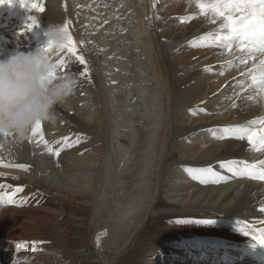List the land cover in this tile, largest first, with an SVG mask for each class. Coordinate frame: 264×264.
Segmentation results:
<instances>
[{
	"label": "bare ground",
	"instance_id": "obj_1",
	"mask_svg": "<svg viewBox=\"0 0 264 264\" xmlns=\"http://www.w3.org/2000/svg\"><path fill=\"white\" fill-rule=\"evenodd\" d=\"M107 2V0H102ZM129 4L133 5L135 0H128ZM50 8L49 15H53L55 8H57V4H60V9L62 10V5H67L71 7L70 0H45V4ZM126 2V0H123ZM67 10V9H66ZM124 10H121L123 13ZM61 11L59 10L57 16H60ZM100 14V12H99ZM94 22H97L98 19H92ZM145 28V27H144ZM107 33L113 32L115 29L108 31L105 29ZM145 29H143L144 31ZM149 31L147 28L144 33H141L137 36L139 40V49L141 53H144L146 56V60L141 63V67L147 71L145 75L147 84L152 87L161 85L160 78V67L156 64L151 56V44H149L146 39V34ZM107 35V34H106ZM120 33L116 35L119 36ZM126 36H129L126 34ZM190 37V35H186L185 31L178 32L174 35V39H186ZM98 36L93 39H97ZM114 38V35H109L106 38V43L104 45L105 48L111 47V40ZM121 48V47H120ZM108 53H111L110 51ZM188 52H181L177 56H181ZM197 52H189L187 57H192ZM99 58L101 56L99 55ZM174 62V60H173ZM102 74V71H100ZM235 74V69L232 70V73H225L224 81H226L229 76ZM95 86V85H94ZM111 89H114L111 87ZM109 88V86L103 82L98 81L96 83V88L90 90L89 93L92 94V97L96 100V104L98 106V117L97 121L102 129V133L96 134L97 138L100 136L103 138V141L98 143L100 147V157L94 161L97 162L98 168L97 172L94 176L90 177V186L88 189H85L82 186V181L80 179H76L74 177V168L73 165L81 164L85 162L86 157L79 156L76 150H73V154L65 159V164L60 167H55L52 164H47L44 168H41L39 171L34 166H31L32 170L29 175L31 179L29 182H33L35 188H42L46 190V193L55 196L57 200L56 204L54 201H50L46 206H40L35 208H30L25 210L24 212H20L15 216L7 215L5 211L0 209V235L4 237H8L7 239H16L17 243L29 237H37L44 232L46 229H50L52 227H59L60 224L55 218L54 214L50 212L51 207L61 206L63 208H68L71 206L68 203L69 199H73V201H83L86 199L91 200L92 195L94 194L96 198L103 200L105 198V191L103 190V194L101 192L103 186L113 183L116 186V189L113 193H117L116 196L112 198L115 201L113 208H110V219L111 222L105 223L107 225L108 235L113 230V228L121 229V222H128L132 220L135 213L137 216H140L142 210L138 208L137 200L143 201L145 203L151 198V193L154 194L156 190H158L159 183H155L156 177V168L159 167L162 161V154L164 148L167 144L170 145L172 150L175 149H183L187 151H194L198 158H206V159H214L216 156V149L218 151L217 156L222 153L227 154L226 149L230 151H237V146L239 142L233 140L221 141L220 144L217 145V148L213 149H197L190 148V146H186L182 142H178L180 132H186L190 127V124H186L184 128H180L175 126L177 121L175 120V116L173 115V111L171 108L164 109L161 107V114L167 116L164 118V115H158L157 120L155 118L157 116L158 111L154 109V118L151 121H147L144 119L142 109H141V95H138V98L135 102H129V96H137L135 92V88L129 86L125 91L124 98L121 99V89H117L115 93ZM159 90H155L152 102L155 103L158 99V95L162 97V93H158ZM209 92V91H207ZM132 95H129V94ZM85 100V98H84ZM73 103V104H72ZM158 103V102H156ZM63 106L68 108H72L77 111V106L75 101L72 102L70 99H66ZM264 106V102L262 103ZM261 105H254L253 111H255L254 115L258 113H263L264 109ZM251 113V111H250ZM250 114L247 116V118ZM74 122L73 124L79 126L76 130L85 131L87 127L82 121L78 120L75 117H70ZM209 117L201 118L195 125L194 128H199L202 126L203 121H206ZM69 120V119H67ZM155 121V122H154ZM155 123L156 127L154 128L152 125ZM134 124V126H133ZM139 132V140H142L141 144L138 140L133 143V138L131 136V132L134 130ZM156 129L155 135L154 131ZM180 131V132H179ZM0 139L5 140L2 134H0ZM153 150V154L145 153V149ZM14 150L19 153L16 146H14ZM133 152V155L137 157L129 156L127 153ZM151 155H154L151 157ZM182 155V154H181ZM150 158L148 163V169L151 170L149 173L146 172V169L143 171H136L132 168L137 159V163L141 166L142 158ZM121 162H124L123 166H126L130 172L127 175H121ZM179 161L176 163L178 165ZM30 165L29 162H27ZM99 166L101 168L99 169ZM125 170V169H124ZM147 175V177H146ZM175 180V179H174ZM116 181V182H115ZM119 185V189L117 186ZM34 188V189H35ZM256 188V185L249 184L246 192L240 197L236 207L232 210L231 205L236 202V198H231V193H226L221 188H206L199 189L191 195H187V199L190 202H193L197 205H204L215 207L217 205H221L228 209L229 211L235 213L239 210V208L247 203L249 206L250 198L255 200L252 195V191ZM29 190V188L27 189ZM83 190V191H81ZM147 191H149L147 193ZM151 192V193H150ZM84 197H83V196ZM82 196V197H81ZM101 197V198H100ZM94 203H95V199ZM142 206V205H141ZM209 214H214L217 212H207ZM133 215V216H132ZM132 216V217H131ZM214 216H212L213 218ZM139 224L136 226L138 228ZM191 229L190 227H188ZM99 229V227H98ZM197 232L205 233V231L197 230ZM186 233V232H185ZM106 235L100 233L97 236L96 242L99 246H105L103 237ZM56 236L58 239L63 240L64 242L69 244L71 239L66 238L64 236V230L58 229L56 231ZM83 241V240H81ZM19 244V243H18ZM9 246L11 244H5ZM20 245H25V243H21ZM73 247L76 245V242H72Z\"/></svg>",
	"mask_w": 264,
	"mask_h": 264
},
{
	"label": "snow or ice",
	"instance_id": "obj_2",
	"mask_svg": "<svg viewBox=\"0 0 264 264\" xmlns=\"http://www.w3.org/2000/svg\"><path fill=\"white\" fill-rule=\"evenodd\" d=\"M5 0H0V4L4 3ZM8 3H12V0H7ZM20 4L22 7L29 10L30 8H38L41 12L44 11L43 7L40 6L39 3L30 2V0H20ZM198 7L204 15H207L209 11L213 13V15L219 17L222 23V33L216 39L218 41H223L224 46L228 47L231 50L232 42H238L239 50L241 52L247 53V58L255 60L256 53H259L261 56L259 65H260V74L259 78L253 75L252 80L253 84L257 87L259 91L264 93V0H210V2L205 3L204 0H198ZM239 13V16L236 14ZM28 20H31L33 23H26V29L31 30L33 25L35 24V17L29 16ZM71 22L64 24L61 30L66 34V41L61 47V51H66V55L62 56L55 62L56 72L53 73L52 78H58L62 76L57 75L58 70H62L68 66L73 60L77 63L83 65L86 63L83 55L77 54L76 43L72 37V35L68 31L69 24ZM104 23H108V21H104ZM23 31V30H22ZM201 46V45H194ZM240 63L245 64L247 60L244 56H241ZM211 70V68L207 69ZM88 74V68H84L80 73L82 76H86ZM223 74V73H221ZM255 123V121H253ZM260 123L264 124V120ZM41 127V121H37L35 126L32 129L33 135H36L38 130ZM224 133H230L234 136H238L240 139L245 138V132L248 131L247 140L249 144L256 150L264 149V136L260 137L259 147H257L256 137L257 132L255 130H246L242 126H229L223 129ZM7 136V134H5ZM63 142L60 147H52L49 146L50 142L44 139L43 133L39 132V141L43 143L46 147L47 152L50 155H54L59 157L61 151L66 147H72L80 144L84 137L82 135H76L75 139L71 137L62 138ZM238 161H224L221 162L222 168H227L229 172H233V165L238 164ZM261 164H264V161H261ZM5 167L14 166L20 168H27V165H3ZM191 171V170H190ZM202 172H212L211 168L202 169ZM237 175H249L247 172L235 171ZM5 174L0 172V176H4ZM199 179V177H196ZM258 178L264 180V170L261 171ZM5 187L12 188L11 185L0 184V189ZM24 186H16L12 194L8 197L10 203L14 202V197L17 194L23 193ZM22 203L26 202L21 198ZM261 211L264 212V207L261 208ZM178 223H186L190 222L188 220H178ZM201 223H212L211 220H201L198 221ZM245 235H249L248 232L244 233ZM254 239H258L259 244L264 245V230H260V234L258 237H254Z\"/></svg>",
	"mask_w": 264,
	"mask_h": 264
},
{
	"label": "clouds",
	"instance_id": "obj_3",
	"mask_svg": "<svg viewBox=\"0 0 264 264\" xmlns=\"http://www.w3.org/2000/svg\"><path fill=\"white\" fill-rule=\"evenodd\" d=\"M61 28L49 25L37 47L0 52V134L26 138L37 121L53 119L54 107L73 95L72 76L52 78L53 54L66 41Z\"/></svg>",
	"mask_w": 264,
	"mask_h": 264
},
{
	"label": "rangeland",
	"instance_id": "obj_4",
	"mask_svg": "<svg viewBox=\"0 0 264 264\" xmlns=\"http://www.w3.org/2000/svg\"><path fill=\"white\" fill-rule=\"evenodd\" d=\"M172 39H174V38H172ZM158 50H159V48H158ZM93 99H94V97H93ZM88 100L90 101V98ZM94 102L96 103L95 99H94ZM157 114L158 115L161 114V110L158 111ZM133 126H134V124H133ZM152 126L155 128L156 127L155 123ZM155 132H156V129L154 131V135H155ZM97 134H99V133H97ZM130 134L133 138V143L136 140H138L139 143L141 144L142 140H139V132L136 129L133 132H131ZM99 139L103 140V138L101 136ZM127 154L129 156H131L134 153L130 152ZM153 156L154 155H151V157H153ZM151 157L147 160L148 161L147 163H149V160L151 159ZM100 168H101V166H99V169ZM139 171H141V170H139ZM146 177H147V175H146ZM159 186H161V183L159 184ZM158 190H159V187H158ZM158 190H156L155 192H157ZM148 192L149 191H147V193ZM154 194L151 193L150 200L153 197H155L157 193L155 195ZM89 201L94 203L93 198L91 200H87V199H86V201L83 200V201H81L82 203H79V206H82V207L84 206V213L81 216V219L83 222V224H82L83 228H81L79 230V232L77 230V234L75 235V239L77 238V247L74 249L71 248V253H74L76 256V259H74L72 256V260H73L72 264H103L102 260L96 255V253L93 249V238H94L95 233L98 230V227H99V229H104V228H102V227H104L103 223H107V225H108V222H111L109 211H110V208H113V203L115 201L109 200V202L107 204H105L101 199L96 198L95 199V206H96L95 211H96V213L93 210L94 207L92 206L91 202H89ZM136 202L138 204V208H140L142 211L144 209H147V208L151 209V207H152V205L148 204L149 200L147 203H145L143 201H139V200H137ZM87 203H89V204H87ZM98 204H100V205L98 206ZM136 214L137 213H135L132 220H129L128 222H126V221L121 222V229L120 228L118 229L116 227L113 228V230L110 232V234L104 240L105 248H104L103 253L105 254L106 257L108 256V257L112 258L113 256H115V250L117 249V247L114 248V246L113 247H107L106 246V242L109 241V239L111 238L112 232L121 231L122 234L120 235L121 236L120 238H121V245H123L124 244L123 242L127 239L129 234L131 233V232H129V230L125 231V229H129V228L134 229L139 224L138 223L139 216H137ZM107 225H105V226H107ZM46 230H48V229H46ZM46 230H44V231H46ZM144 236H145V234L143 232L138 233L134 237L131 245L128 248H126L123 252H121V254L118 257V260H119V262H121V264H143V260H141V252H143V244H145ZM81 240H83V241H81ZM111 240L114 241L115 245H116V243L119 242V239H117V240L111 239ZM150 246L151 245H149V247ZM80 257H81V259H80Z\"/></svg>",
	"mask_w": 264,
	"mask_h": 264
}]
</instances>
